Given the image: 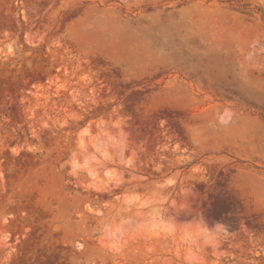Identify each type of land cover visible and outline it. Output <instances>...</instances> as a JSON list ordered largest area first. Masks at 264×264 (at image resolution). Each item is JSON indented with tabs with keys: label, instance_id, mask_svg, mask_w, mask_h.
<instances>
[{
	"label": "rangeland",
	"instance_id": "374dc122",
	"mask_svg": "<svg viewBox=\"0 0 264 264\" xmlns=\"http://www.w3.org/2000/svg\"><path fill=\"white\" fill-rule=\"evenodd\" d=\"M0 264H264V0H0Z\"/></svg>",
	"mask_w": 264,
	"mask_h": 264
},
{
	"label": "bare ground",
	"instance_id": "6f19581e",
	"mask_svg": "<svg viewBox=\"0 0 264 264\" xmlns=\"http://www.w3.org/2000/svg\"><path fill=\"white\" fill-rule=\"evenodd\" d=\"M121 28V37L120 38H123L126 40V42H133V41H142V42H145L147 41V35L149 34V32L147 31L146 33L145 32H142V33H138L136 32L135 34L133 32H131L129 30L130 25L129 24H126V25H123V26H120ZM162 32V33H161ZM159 32V34H162L164 35L165 37L168 36L167 35V31L164 29L163 31ZM166 43L168 44V42L166 41ZM228 120V118H227Z\"/></svg>",
	"mask_w": 264,
	"mask_h": 264
}]
</instances>
